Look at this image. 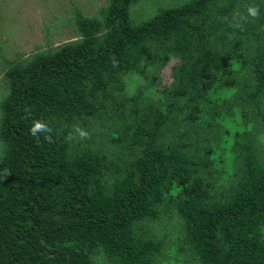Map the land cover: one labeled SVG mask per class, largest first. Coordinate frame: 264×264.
I'll return each instance as SVG.
<instances>
[{"label":"trees","instance_id":"obj_1","mask_svg":"<svg viewBox=\"0 0 264 264\" xmlns=\"http://www.w3.org/2000/svg\"><path fill=\"white\" fill-rule=\"evenodd\" d=\"M135 1L78 11L77 39L9 60L0 264H158L170 246L191 264H264V0H190L133 25ZM249 4L259 18L234 32ZM216 86L233 93L212 100ZM77 124L90 139H65ZM155 223L169 232L145 233Z\"/></svg>","mask_w":264,"mask_h":264},{"label":"rangeland","instance_id":"obj_2","mask_svg":"<svg viewBox=\"0 0 264 264\" xmlns=\"http://www.w3.org/2000/svg\"><path fill=\"white\" fill-rule=\"evenodd\" d=\"M188 1L190 0H137L130 6V21L133 25H139L153 19L163 9L180 8ZM216 1L221 4L223 0ZM107 4L108 0H0V104L9 92L8 81L3 75L10 59L28 58L48 47H58L64 42L77 39L75 13L82 11L85 16L100 18L103 14L102 8ZM178 63L180 59L172 57L167 65L160 68L156 79L159 88L172 84L174 79L172 68ZM140 83L144 84V81L140 79ZM232 93L231 88L216 86L209 90V97L221 101L228 99ZM2 154L3 150L0 158ZM151 230L158 238L169 232V228L163 227L160 223H155L150 228L145 227V233ZM191 263L184 254L178 255L177 249L173 246L164 250L162 259L158 262V264Z\"/></svg>","mask_w":264,"mask_h":264},{"label":"clouds","instance_id":"obj_3","mask_svg":"<svg viewBox=\"0 0 264 264\" xmlns=\"http://www.w3.org/2000/svg\"><path fill=\"white\" fill-rule=\"evenodd\" d=\"M261 14L260 6L257 4H249L246 6V14H241L236 12L233 14L230 21V28L235 31L243 32L245 30V24L248 22L249 18L257 19ZM26 113L30 116L31 110L25 109ZM30 135L37 141L40 142V136L38 133L43 132L44 140L48 143H54L53 136L50 134L52 132L51 126L43 120H33L32 127L29 129ZM91 133L86 129L82 128L79 124L73 126V131L65 137L67 141H72L79 139L81 141L90 139Z\"/></svg>","mask_w":264,"mask_h":264}]
</instances>
